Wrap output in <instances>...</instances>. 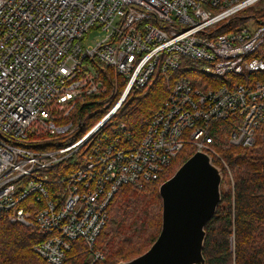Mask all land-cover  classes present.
Masks as SVG:
<instances>
[{
	"label": "built area",
	"instance_id": "built-area-1",
	"mask_svg": "<svg viewBox=\"0 0 264 264\" xmlns=\"http://www.w3.org/2000/svg\"><path fill=\"white\" fill-rule=\"evenodd\" d=\"M258 1L0 0V218L37 231L45 264L74 240L100 260L114 194L159 180L185 146L233 186L221 151L264 140V23L235 25ZM159 75L166 99L132 141L112 119Z\"/></svg>",
	"mask_w": 264,
	"mask_h": 264
},
{
	"label": "trees",
	"instance_id": "trees-1",
	"mask_svg": "<svg viewBox=\"0 0 264 264\" xmlns=\"http://www.w3.org/2000/svg\"><path fill=\"white\" fill-rule=\"evenodd\" d=\"M255 17L264 23L263 10L256 11ZM188 63L185 61L184 65ZM181 74L182 71L174 76ZM186 75L192 79L190 73ZM168 85L159 75L145 95L137 98L130 93L127 97L121 117L126 126L125 134L129 133L133 139L130 140L141 138L142 123L166 99ZM89 104L82 107L83 113L90 110ZM104 133L115 135L107 127ZM186 148L179 152L159 180L148 182L141 189L123 185L114 194L107 208V224L95 244V249L102 250L103 256L95 264L129 261L154 243L161 229L162 202L158 188L192 155L193 151L185 153ZM221 153L237 174L233 186L225 193L221 190L216 214L205 226L202 249L205 264H264V140L256 139L251 148L232 146ZM41 240L34 228L9 224L0 218V264H45L31 250ZM88 258L84 244L74 240L64 264H86Z\"/></svg>",
	"mask_w": 264,
	"mask_h": 264
},
{
	"label": "water",
	"instance_id": "water-1",
	"mask_svg": "<svg viewBox=\"0 0 264 264\" xmlns=\"http://www.w3.org/2000/svg\"><path fill=\"white\" fill-rule=\"evenodd\" d=\"M222 170L194 153L158 188L161 229L143 254L118 264H205V226L221 202Z\"/></svg>",
	"mask_w": 264,
	"mask_h": 264
},
{
	"label": "rangeland",
	"instance_id": "rangeland-1",
	"mask_svg": "<svg viewBox=\"0 0 264 264\" xmlns=\"http://www.w3.org/2000/svg\"><path fill=\"white\" fill-rule=\"evenodd\" d=\"M260 10H263V11H264V0H262V1H261V0L258 1V2L255 3L253 6L249 7L248 9H246L245 12H243V13H238V14L236 15L235 18H237V19H238V22H240L241 19L244 20L245 18H252L253 16H255V12H256V11H260ZM238 22H237V23H238ZM235 24H236V23H235ZM256 25H257V24H256ZM242 27L249 28V23H247V22L243 23V24H242ZM97 38H98L97 33H93V34L91 35L90 38L86 37V38L83 40V42H82V43H83V46H85V45H92V44L94 43V40L97 39ZM89 71H90V73L92 74V73H93V68L90 67V68H89ZM147 91H148V89L146 88V89L141 90V91L132 92V93H131V96L139 98V97L145 95V94L147 93ZM127 100H128V99H127ZM127 100H126L125 103L123 104V106H122V108L120 109V112L118 113V115H117L115 118L112 119V123H114V122H117V123L123 122V119H122V117H121V112L123 111V107L125 106ZM79 110H80V109H79ZM98 110H99V111H102V105H100V106L98 107ZM105 112H107V111H105ZM105 112H104V113H105ZM85 113H86V116H89L90 113H91V111H90V110H86ZM186 147H187V146H186ZM190 151H191V149H190L189 147H187L185 153L187 154V153H189ZM220 151H221V150H220ZM235 173H236V172H234V175H235ZM236 174H237V173H236ZM234 178H235V177H234ZM227 187H229L228 183H227V182H223L222 185H221L222 193L227 192ZM110 228H111V227H110ZM109 230H110V229H109ZM109 230H108V231H109ZM231 245H232V244H231ZM150 247H151V246H150ZM150 247H149V248H150ZM149 248H148V249H149ZM148 249H147V250H148ZM147 250H146V251H147ZM100 251H102V250H100ZM146 251H145V252H146ZM102 253H103V252H102Z\"/></svg>",
	"mask_w": 264,
	"mask_h": 264
},
{
	"label": "bare ground",
	"instance_id": "bare-ground-1",
	"mask_svg": "<svg viewBox=\"0 0 264 264\" xmlns=\"http://www.w3.org/2000/svg\"><path fill=\"white\" fill-rule=\"evenodd\" d=\"M262 1V0H261ZM237 21V20H236ZM239 24V22L237 23V25ZM236 25V24H235ZM132 93V92H131ZM129 95H130V93H129Z\"/></svg>",
	"mask_w": 264,
	"mask_h": 264
}]
</instances>
